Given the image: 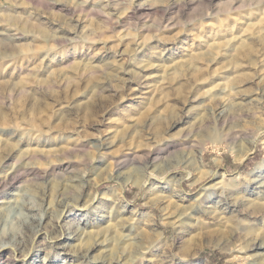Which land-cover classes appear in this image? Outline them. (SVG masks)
I'll return each mask as SVG.
<instances>
[{"label":"clouds","instance_id":"9594fccd","mask_svg":"<svg viewBox=\"0 0 264 264\" xmlns=\"http://www.w3.org/2000/svg\"><path fill=\"white\" fill-rule=\"evenodd\" d=\"M88 4L0 0V143L8 146L0 154V264H30L25 257L40 253L43 264H264V222L252 219L264 218V40L251 41L239 64L255 69L253 85L229 81L202 93L189 78L160 131L137 122L147 97L123 103L150 69L209 44L245 43V29L264 32V0ZM173 30L186 37L175 49L147 47ZM37 51L29 67L26 53ZM62 64L89 69L78 86L83 99L67 92L81 77L60 76ZM18 74L38 87L20 88Z\"/></svg>","mask_w":264,"mask_h":264},{"label":"rangeland","instance_id":"374dc122","mask_svg":"<svg viewBox=\"0 0 264 264\" xmlns=\"http://www.w3.org/2000/svg\"><path fill=\"white\" fill-rule=\"evenodd\" d=\"M137 3H140L141 0H136ZM63 5H58L57 7H62ZM87 8L92 7V0H89V4L86 6ZM153 9L150 8H142L139 10L140 13H150ZM85 25L88 23L84 22ZM5 27L3 23V18L0 17V28ZM210 29V26H208ZM245 32L249 33V41L245 43H241V41L233 40L232 44L229 45L227 49L222 48L217 45L215 48L212 44L207 46V50L201 49L200 52H192L191 59L186 57H180L175 61H169L163 67L150 69L149 73L146 75L149 76V79L145 80L143 84L137 91H130L129 98L123 103L125 104H138L140 100L144 97H147L144 100L142 106L139 111L136 113L138 118V123L140 125L147 124L149 128L146 129L149 134L152 131H160L169 126V122L172 116V106L176 103L183 102L184 96V88L181 86V82L187 83L188 79L191 78L192 81H201L196 85V88L199 89L202 93L205 92L209 87L214 85L223 84L225 87L229 81H233L232 87H236L239 85L241 88L247 89L251 85L255 83L254 80L248 79L255 69L249 70L244 67H240L241 58L245 55L247 49L251 45V41H255L259 43L261 40H264V32H260L257 27H253L252 29H245ZM175 37V39H173ZM144 39H147V34ZM186 39L183 34H177L175 30L167 33V39L164 41L159 40H148L147 47H151L156 44H160L162 46H167L175 49L176 46L182 41ZM243 40V37H241ZM103 45L101 43L93 44L92 47L100 48ZM126 48V44H122L118 46V51H123ZM109 54H112V45L109 41ZM42 51L37 52H27L25 63L27 64L28 60H32L33 63L29 65V67H35L38 63V57L42 56ZM47 63V62H45ZM196 71V73H195ZM12 72L11 68H7L5 72L2 74L3 77H8ZM41 72H43V68H41ZM211 72L212 75L208 78V73ZM52 75L55 77L58 75L54 69H49L46 75ZM196 74V77H195ZM59 75L62 77H67L68 81H72L77 76H80L81 79L76 81L75 84L69 83L67 87V92L73 94L74 100L83 99V94L79 93L78 86L80 83L84 82V78L90 75L89 69L82 68L80 66H69L66 64H62L59 66ZM214 76V77H213ZM195 78V79H194ZM223 78V79H222ZM16 83L19 84L20 88L25 91L33 90L38 87V84L33 82L30 79L22 80L20 75L18 74L15 78ZM39 80V76L36 78ZM212 80V81H211ZM167 83L168 87L165 88L163 85ZM209 84V85H208ZM160 85L161 87H156ZM131 88H136L135 84L131 85ZM151 88V90H150ZM143 93V97H139V93ZM133 97H138V99H133ZM204 97L202 96L201 99ZM195 103H199L200 100L194 101ZM25 108L31 111V105L27 103L24 104ZM191 106V105H189ZM115 111L114 108L109 109V114ZM3 123L2 118H0V124ZM4 131H8L5 129ZM24 147H37L36 144L32 145H24ZM43 147V145H41ZM8 149L6 144L0 143V154H3ZM17 155L15 151L13 154L9 156L8 160L5 161V164L11 165L14 162V158ZM55 163V162H53ZM241 165L246 163V161L241 160ZM55 195V190L50 194L49 203L51 204V198ZM178 209L171 208L170 205L164 208V212L166 214H170L171 217H175L177 215ZM252 219L264 222V218L261 217H253ZM105 227L111 228L114 227L111 224L106 225ZM7 252V250H5ZM44 253H40V257H42ZM66 255H70L66 254ZM37 255L33 254L30 257H25L30 264H43L42 260ZM5 260L8 259L7 256L4 257ZM55 259V258H53ZM221 264H232V262L225 258L221 261Z\"/></svg>","mask_w":264,"mask_h":264},{"label":"bare ground","instance_id":"6f19581e","mask_svg":"<svg viewBox=\"0 0 264 264\" xmlns=\"http://www.w3.org/2000/svg\"><path fill=\"white\" fill-rule=\"evenodd\" d=\"M195 73H196V71H195ZM195 77H196V74H195ZM214 77V76H213ZM197 78V77H196ZM195 79V78H194ZM223 79V78H222ZM198 80V79H197ZM212 81V80H211ZM234 83H232V85H233ZM209 85V84H208ZM213 85V84H212ZM227 86H229V83H227ZM200 103V102H199Z\"/></svg>","mask_w":264,"mask_h":264}]
</instances>
